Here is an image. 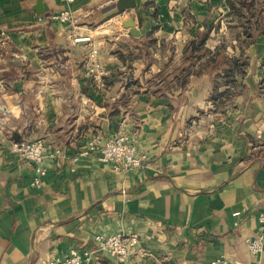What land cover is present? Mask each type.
<instances>
[{"label":"crops","instance_id":"1","mask_svg":"<svg viewBox=\"0 0 264 264\" xmlns=\"http://www.w3.org/2000/svg\"><path fill=\"white\" fill-rule=\"evenodd\" d=\"M44 2L49 10L38 13L37 0H0V264H36L116 233L139 235L125 264H211L219 257L264 264V249L254 255L246 244L261 232L264 213V92L257 84L264 77L254 80L252 94L241 93L246 78L237 72L233 87L226 78L216 86L215 74L192 73L183 89L152 91L167 72L172 79L189 41L206 32L212 51L226 50L224 38L214 42L226 30L237 41L232 56L264 51V29L254 22L260 0H136L125 11L118 0ZM62 10L72 20L48 18ZM130 19L141 39L162 43L161 59L144 60L148 46L138 52L125 44L134 39ZM248 33L256 38L244 43ZM170 39L182 60L172 68L164 60ZM93 63L103 69L104 91L89 76ZM125 68H140L135 83L146 79V89L132 94ZM234 86L230 108L224 100ZM119 130L147 156L144 167L116 171L98 152L74 160L93 137L105 141ZM40 136L63 154L46 159L37 187L33 165L10 146ZM95 256L94 264H120L110 253Z\"/></svg>","mask_w":264,"mask_h":264},{"label":"built area","instance_id":"2","mask_svg":"<svg viewBox=\"0 0 264 264\" xmlns=\"http://www.w3.org/2000/svg\"><path fill=\"white\" fill-rule=\"evenodd\" d=\"M51 20L70 21L72 14L69 10L54 11L48 15ZM87 39V38H86ZM10 152L18 159H23L33 165V184L42 187L47 176L48 168L45 161L48 158H59L63 150L59 146L53 147L46 137L34 139H22L11 143ZM91 152H98L99 159L111 163L116 171H129L144 167L146 155L138 153V147L132 135L127 132H118L116 135L103 141L99 136L93 137L88 148L80 150L74 160ZM261 232L246 240L250 252L260 254L264 249V213L260 215ZM139 241V235L135 233L113 234L110 236L98 235L95 238V247L92 250L74 252L68 256H93L100 248L107 249L118 256H132ZM96 248V250H95ZM211 264H233L226 257H219Z\"/></svg>","mask_w":264,"mask_h":264},{"label":"rangeland","instance_id":"3","mask_svg":"<svg viewBox=\"0 0 264 264\" xmlns=\"http://www.w3.org/2000/svg\"><path fill=\"white\" fill-rule=\"evenodd\" d=\"M242 2L245 3V1H242ZM244 5H247V4H244ZM255 5H257V4H255ZM255 9H257L256 11L258 12L259 16H258V20L254 19V22L256 25H258L260 23L259 26L263 30L264 29V0H260L259 5H257ZM247 11H248V9H247ZM222 13L223 12H220V14H222ZM249 14H252V11L250 12V10H249ZM227 20H230L227 18V14H223V21H224L223 24L224 25H227V23H226ZM247 22L248 21H245V25L248 28L251 26L252 22L249 24V22H250L249 21L248 25H247ZM225 30L226 29L224 27V31ZM232 33H231V30H229L228 32L226 30V33L215 36L214 42H217V41L220 42L222 40V38H224L223 40L225 42L223 43V41H222V43L225 44V49H226L224 51V53L226 55L231 56V57H239L240 58L239 59V64H240L239 66L240 67L237 66V67H235L234 70H235V72L238 73L237 78H239V80L241 79V77L246 78L245 79V85L243 87L244 89L241 88L242 89L241 93L252 94L253 93L252 91H254L253 86L255 85V83H257V81H254V80H257L260 76L264 77V51H255V50H248L247 51V50H245L244 53L242 54V52H241L239 56H232V54H233L232 45L237 42L234 34H232ZM262 38H264V37L262 36ZM251 40H252V37L249 36L248 34L243 36L244 43H249V42H251ZM121 41H123V39ZM263 41H264V39H263ZM144 42H146V43H144ZM128 43L136 45L137 48L140 46V44H143V47H142L143 49L148 46L149 53L148 52H144V53L142 52L141 53L142 55H139L140 58H143L144 60H146V58H148V60H150V58H149L150 56H151V59H153V61L155 60V58L157 59L158 57H160L159 53L156 50V48H160L157 46V44L159 45V43H161L159 41L153 42V40L151 38L144 41V39H141L140 36H134V39H132V40L128 39L127 43H125V44L127 45ZM166 48L167 49H166V54H165L164 60H165V62L169 61L170 62L169 68H172V66L177 65V63L181 62L182 60H180V55L178 54V52L174 51V50H176V44L173 43L171 39L169 41H167ZM126 50L128 51V49H126ZM139 51L141 52L140 48H138V52ZM128 55H129V53H128ZM161 58L162 57H160V59ZM96 64L97 63H95V64L93 63L90 65L91 68L96 67L97 69L96 68L94 70L90 69V71H89L90 75L89 76L93 79L92 81L95 82L94 85L100 86L99 89L104 91V89H107L108 83L104 82L100 77H98L100 75L99 72L102 71L103 69L100 66L98 67V65L96 66ZM124 70L127 72L128 75H130V74L132 75V78L131 79L129 78V80H128L131 84L130 86H131L132 94H137L138 92H136V91H138L140 89H142V90L146 89V86H147L146 81H145L146 79H143V82H144L143 86H138L135 83V81H136L135 77H137V78L140 77V75H139L140 74V68L136 72L132 71L130 68H129V70H128V68H125ZM156 71H157V67H155L153 69V72H156ZM256 71H257V73L255 75L254 72H256ZM235 72H232V73L230 72L229 75H226L225 72H223V74L218 76L217 79L220 82L221 80L226 78L227 80L226 79L225 80L228 82L229 86L233 87V84H234V82L236 80V76H237L236 75L237 73L235 74ZM167 73H169L168 76L171 80L172 73L171 72H167ZM258 73H259V75H258ZM128 75H123V78L126 76L128 77ZM145 75L148 78L150 77L153 80L152 82H154L155 84L159 82L158 79L161 77V76H154L155 73L153 74L151 72H147V74H145ZM257 84H258L259 92L261 91L263 93L264 92V79L260 83H257ZM148 89L150 90V87ZM230 90H231V93H226L227 95H225L224 101L227 102L229 100L227 102L229 107L235 108L236 106L234 104L235 101L233 98H234L235 94H238L237 93L238 91L235 88V86H234V88H232ZM213 94H219V93L215 92ZM252 98H253V96L250 99H246V102H248V103L251 102ZM118 132H121V131L119 130ZM122 132H125V131H122ZM256 140H258V139L256 138ZM258 142H256V143L259 144ZM116 234H119V233H116ZM123 234H125V233H123ZM98 235L110 236V235H106V234H97L96 236H98ZM111 235H113V234H111ZM96 236L94 237V241H95ZM93 247H95V245L92 247H89V248L85 247L83 249L73 247L67 253L55 255V256H46L44 258H41L36 262V264H94V259L100 258L99 256H95V255H99L100 253H104V252L114 255L113 257H115L120 264H125L126 262L131 260V258L133 257V256H118V255L113 254L111 251L104 249V248H100V250H96V248H95L96 252L93 256H68L70 254L72 255L76 251L81 252L82 250H87V249L92 250ZM97 260H99V259H97Z\"/></svg>","mask_w":264,"mask_h":264},{"label":"trees","instance_id":"4","mask_svg":"<svg viewBox=\"0 0 264 264\" xmlns=\"http://www.w3.org/2000/svg\"><path fill=\"white\" fill-rule=\"evenodd\" d=\"M252 37V41L255 40V35L248 33ZM209 37V33L206 32L196 39H191L187 44L184 55L183 63L174 68L173 77L165 78L159 84L152 88V91L156 94H165V89H183L188 83L189 76L192 73L197 75L209 73L215 74V84L218 85V76L225 72L229 75L231 72H235V67L239 66V57H231L226 55L223 51H212L206 47V41ZM244 51H242V54ZM240 67V66H239Z\"/></svg>","mask_w":264,"mask_h":264},{"label":"water","instance_id":"5","mask_svg":"<svg viewBox=\"0 0 264 264\" xmlns=\"http://www.w3.org/2000/svg\"><path fill=\"white\" fill-rule=\"evenodd\" d=\"M136 6V0H118V8L120 11L130 10L131 8ZM35 9L38 11V13H45L49 10L47 4H45L44 0H37V5ZM126 25L130 27L131 33L134 36H140L141 32L136 29L135 22L130 19Z\"/></svg>","mask_w":264,"mask_h":264}]
</instances>
